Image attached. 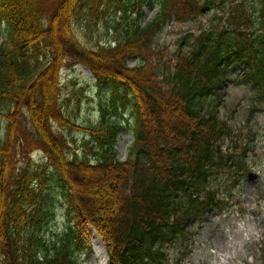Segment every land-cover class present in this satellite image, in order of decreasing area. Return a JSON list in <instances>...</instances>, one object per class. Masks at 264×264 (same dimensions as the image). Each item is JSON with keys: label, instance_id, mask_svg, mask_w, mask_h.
<instances>
[{"label": "trees", "instance_id": "obj_1", "mask_svg": "<svg viewBox=\"0 0 264 264\" xmlns=\"http://www.w3.org/2000/svg\"><path fill=\"white\" fill-rule=\"evenodd\" d=\"M115 1L120 16L111 12ZM143 1L0 0V264H81L75 255L89 225L107 246L108 264L160 261L161 247L189 217L222 210L223 198L233 197L222 196L212 178L236 182L247 174L241 128L202 106L239 62L247 66L240 81L264 101V0H256L253 17L233 5L236 13L218 31L202 29L195 39L187 31L168 61L155 56L163 30L196 21L214 2L156 0V14L140 24ZM84 24H102L103 33L84 43ZM76 62L98 83L130 92L136 125L124 160L115 148L118 118L92 122L94 139L82 142L83 153L68 144L80 125L59 102V70ZM38 148L46 164L32 163L29 152ZM47 184L58 186L69 215L54 239L41 235Z\"/></svg>", "mask_w": 264, "mask_h": 264}, {"label": "rangeland", "instance_id": "obj_2", "mask_svg": "<svg viewBox=\"0 0 264 264\" xmlns=\"http://www.w3.org/2000/svg\"><path fill=\"white\" fill-rule=\"evenodd\" d=\"M155 1L144 0L142 2L140 6L142 15L138 19L140 24L150 20L156 13L158 5ZM212 2L215 6H212L207 13L201 14L196 21L177 22L163 30L155 46V56L160 61H168L175 57V51L186 43V41H181L180 44L178 37L187 31L192 33L188 39H195L194 36L202 29L218 31L214 29H220L224 23L228 25L230 15L236 13L232 8L233 5L238 7L237 12H245L251 17L255 15L256 0H212ZM116 4V1L112 4L111 12L116 9ZM138 9L135 7L128 11L130 19L137 17ZM116 12L118 16L122 13L119 9H116ZM2 27L3 24L0 25V29ZM103 29L102 24L99 29L94 26L90 29L84 24L85 31L81 32L82 41L84 43L93 42L99 33H103ZM1 36L2 34H0V40ZM152 48L154 47H150L146 54H151ZM130 62L134 63L133 60ZM237 68H240L239 65L235 68L231 67L229 73L231 74ZM232 77L234 78L235 75L233 74ZM95 83L96 80L91 71L82 64H76L71 69H63L61 74L60 101L69 116L81 126H87L88 123L98 120L100 117L99 103H107L111 98L112 88L110 86L104 85L100 88ZM223 93V96L208 103V107L215 113L242 126L246 123L254 126L256 122L251 119H259L252 129L257 135L254 139L256 149L250 153L253 173L246 176L242 188L236 189V192L240 193L245 210L242 212L238 206L233 205L221 215L208 210L200 217L194 216L188 219L185 234L183 237L177 236L176 243H172L169 249L171 257L168 263L173 264L176 259H181L180 256H185L180 263L176 262V264H248V262L249 264H264V255L261 254L262 244H264V111H261L258 104L250 98V87L233 81L231 75L225 81ZM255 105L254 111L256 112L247 120L250 116L248 110ZM125 113L123 123L126 128L119 133L116 141L119 159L126 157L128 144L133 139L131 115L128 110ZM113 116L112 112L110 117ZM80 131L74 130L73 136L72 134L70 136L76 139L75 145L82 149L83 134ZM91 139L94 138L89 135L87 140ZM80 151L83 153V150ZM221 181L226 183V186L223 183L220 185L221 190L225 191L223 187L229 186V180L221 179ZM43 194L47 199L43 202L41 217L44 220V227L40 234L47 239H54L56 233L65 227L66 218L69 215L66 213L64 201L57 192V186L47 184ZM93 239V243L91 242L93 250L90 252L84 250L81 257L86 256L88 264H104L107 260L105 251L97 238ZM187 249L189 251L183 255V251Z\"/></svg>", "mask_w": 264, "mask_h": 264}]
</instances>
